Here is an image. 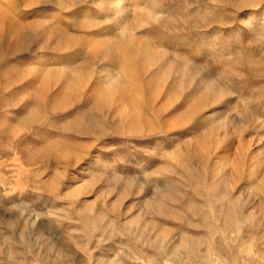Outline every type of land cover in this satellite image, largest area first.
Instances as JSON below:
<instances>
[{
    "label": "rangeland",
    "instance_id": "obj_1",
    "mask_svg": "<svg viewBox=\"0 0 264 264\" xmlns=\"http://www.w3.org/2000/svg\"><path fill=\"white\" fill-rule=\"evenodd\" d=\"M105 1L0 0V264H264V0Z\"/></svg>",
    "mask_w": 264,
    "mask_h": 264
},
{
    "label": "bare ground",
    "instance_id": "obj_2",
    "mask_svg": "<svg viewBox=\"0 0 264 264\" xmlns=\"http://www.w3.org/2000/svg\"><path fill=\"white\" fill-rule=\"evenodd\" d=\"M105 2H106V4L108 6H110V9H109L110 13L111 14H116L117 12H119L121 9L124 8L125 0H106ZM105 75H107V77H105V78H107L110 81L109 82V85H108L109 90L106 91V93L108 95H110V93H113L112 94L113 97L119 96V92H121V89H122V83H121V81H119L117 79V75H115V74L114 75L113 74L112 75L111 74H105ZM119 97H117V98H119ZM214 116H215L214 113H210L206 118H204V120H203V121H205L204 124H206L208 122L210 123L214 119Z\"/></svg>",
    "mask_w": 264,
    "mask_h": 264
}]
</instances>
